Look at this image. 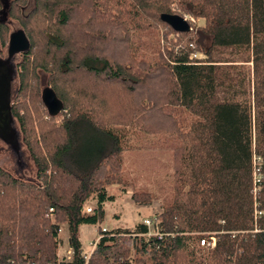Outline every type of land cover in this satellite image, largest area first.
<instances>
[{"label":"trees","instance_id":"trees-1","mask_svg":"<svg viewBox=\"0 0 264 264\" xmlns=\"http://www.w3.org/2000/svg\"><path fill=\"white\" fill-rule=\"evenodd\" d=\"M4 9L30 43L11 101L35 180L0 166V264H264V0H10ZM164 13L203 25L176 32ZM10 33L0 16L2 47ZM45 87L63 104L57 115ZM143 135L172 154V197L153 231L99 226L86 258L79 226L101 222L108 186L127 183L123 153ZM86 202L92 214L81 213ZM62 225L69 259L58 256Z\"/></svg>","mask_w":264,"mask_h":264},{"label":"rangeland","instance_id":"rangeland-1","mask_svg":"<svg viewBox=\"0 0 264 264\" xmlns=\"http://www.w3.org/2000/svg\"><path fill=\"white\" fill-rule=\"evenodd\" d=\"M9 1L0 0L3 5H6ZM0 16L8 22L10 32L20 29L17 21L7 16L6 9ZM188 21L191 30L194 27L203 25V19L201 18L192 17V20L188 18ZM0 57L4 59L8 57V46L2 47L0 44ZM18 60L19 54L11 57L12 64L16 65ZM15 74L16 68L12 79L11 95L16 87ZM13 126L18 133L15 120ZM135 140L136 148L123 153L122 165L124 178L127 183L108 186L109 192L113 195V200H109L104 204V216L100 223L79 226V238L83 252L86 255L90 253L94 246L93 241L96 240L99 234V226L108 230L117 227L132 229L136 223L149 219L152 220L149 227L153 231L155 213L161 212L163 202L170 200L172 197L173 166L171 152L159 149V142L152 135H143ZM16 148L17 152L0 138V166L13 175L28 180H35L34 164L29 158L24 145L19 142V135ZM134 190L150 192L151 201L147 203L134 201L131 197ZM89 203L91 205L94 204L92 202ZM60 229L59 237L61 242L58 256L60 259H69L72 251L69 247L67 226L62 225Z\"/></svg>","mask_w":264,"mask_h":264},{"label":"water","instance_id":"water-1","mask_svg":"<svg viewBox=\"0 0 264 264\" xmlns=\"http://www.w3.org/2000/svg\"><path fill=\"white\" fill-rule=\"evenodd\" d=\"M161 20L172 27L176 32H188L191 27L187 20L181 15L164 13ZM30 47L29 40L25 32L20 28L14 30L9 35L8 58H0V138L8 143L16 152L18 144V133L13 127L14 117L12 115L10 102V87L14 76V69L10 64L13 55L23 53ZM42 102L52 115L61 112L63 104L50 87H45L41 91Z\"/></svg>","mask_w":264,"mask_h":264},{"label":"built area","instance_id":"built-area-1","mask_svg":"<svg viewBox=\"0 0 264 264\" xmlns=\"http://www.w3.org/2000/svg\"><path fill=\"white\" fill-rule=\"evenodd\" d=\"M185 20L188 21V18L189 20H192V17L187 15V14H183L181 15ZM189 23V21H188ZM190 25V24H189ZM191 27V26H190ZM193 56H195V54H193ZM254 185H255V188H254V191L258 189V186H259V183H260V179H261V173H260V163H261V158L259 156H255L254 155ZM93 204V203H92ZM96 209V206L95 204L91 205V203L89 202H86L82 209H81V213L82 214H92ZM51 210V209H50ZM258 214H261L260 211H256V215ZM143 222L146 224V225H150L152 220H149V219H144ZM102 231H105L106 228L102 227L101 228ZM61 231V229H59V232ZM100 238V232L98 234V236L96 237V240L93 241V245L95 244V242ZM207 244L209 246H214L215 245V239L214 237L211 238V241H207L205 242L204 240L201 241V244ZM71 252V251H69ZM85 257L87 258V255H85Z\"/></svg>","mask_w":264,"mask_h":264},{"label":"flooded vegetation","instance_id":"flooded-vegetation-1","mask_svg":"<svg viewBox=\"0 0 264 264\" xmlns=\"http://www.w3.org/2000/svg\"><path fill=\"white\" fill-rule=\"evenodd\" d=\"M19 54H21V53H19ZM0 58H2V57H0ZM8 58V57H7ZM6 58V59H7ZM4 59V58H3ZM10 64L12 65V67H13V69H14V73H15V68H16V65L15 64H12L11 63V59H10ZM11 86H12V81H11ZM10 102H11V87H10ZM11 109H12V102H11ZM14 124V123H13ZM14 127V126H13Z\"/></svg>","mask_w":264,"mask_h":264},{"label":"crops","instance_id":"crops-1","mask_svg":"<svg viewBox=\"0 0 264 264\" xmlns=\"http://www.w3.org/2000/svg\"><path fill=\"white\" fill-rule=\"evenodd\" d=\"M111 229H113V228H111Z\"/></svg>","mask_w":264,"mask_h":264}]
</instances>
